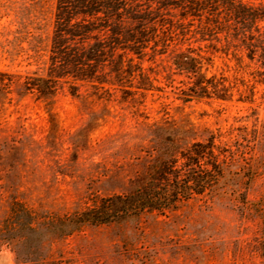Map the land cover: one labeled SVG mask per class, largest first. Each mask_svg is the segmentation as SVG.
Instances as JSON below:
<instances>
[{
    "label": "rangeland",
    "instance_id": "374dc122",
    "mask_svg": "<svg viewBox=\"0 0 264 264\" xmlns=\"http://www.w3.org/2000/svg\"><path fill=\"white\" fill-rule=\"evenodd\" d=\"M55 5L0 0V264H264V86L222 4L154 16L135 54H108L103 84L61 79L46 98L25 84L49 75ZM154 129L173 131L176 155L212 137L223 177L164 215L62 225L147 178L164 149Z\"/></svg>",
    "mask_w": 264,
    "mask_h": 264
},
{
    "label": "trees",
    "instance_id": "16d2710c",
    "mask_svg": "<svg viewBox=\"0 0 264 264\" xmlns=\"http://www.w3.org/2000/svg\"><path fill=\"white\" fill-rule=\"evenodd\" d=\"M191 1L56 0L49 46V75L28 79L25 88L50 98L56 82L61 79L103 84L98 77L104 63L109 61V53L123 50L135 54L130 45L143 41V32L152 25L154 16L180 10L182 3L190 4ZM215 1L222 4L228 14V24L232 28L229 43L235 42V48L245 51L249 61H255L256 83L264 86V9L252 7L243 0ZM146 2L149 5L141 6ZM259 22L263 23L262 29L257 25ZM122 46L125 47L121 49ZM121 60L118 56L113 61V67L109 69L112 78H118L114 68ZM174 65L194 74V85L201 84L204 77L196 73L195 57L179 53L174 57ZM199 90L202 92L201 88ZM154 130V134L161 136L160 144L164 149L147 178L133 191L102 198L94 207L61 221L62 225L67 224L74 230L85 225L137 221L146 212L164 215L176 210L193 195L203 194L223 177L222 166L213 154L212 137L207 143H193L176 155L173 131Z\"/></svg>",
    "mask_w": 264,
    "mask_h": 264
}]
</instances>
